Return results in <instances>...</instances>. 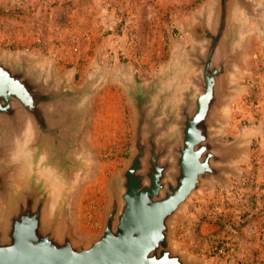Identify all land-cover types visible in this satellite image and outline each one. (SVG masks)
<instances>
[{"label":"rangeland","instance_id":"1","mask_svg":"<svg viewBox=\"0 0 264 264\" xmlns=\"http://www.w3.org/2000/svg\"><path fill=\"white\" fill-rule=\"evenodd\" d=\"M249 1L251 12L232 9V48L243 55L224 74L231 95L215 126V141L237 153L225 163L223 180L211 178L172 223L174 245L204 264H264V0ZM127 2L119 10L120 0H0V54L24 58L46 77L83 91L68 106L84 113L86 166L68 184L50 172L29 146L34 131L27 116L8 132L0 162L17 167L22 181L40 178L56 201L65 194L73 235L86 241L101 229L107 181L132 152L135 109L128 91L154 83L149 107L173 114L193 86L194 54L203 51L192 31L202 32L199 19L203 11L208 19L211 8L210 0Z\"/></svg>","mask_w":264,"mask_h":264},{"label":"water","instance_id":"2","mask_svg":"<svg viewBox=\"0 0 264 264\" xmlns=\"http://www.w3.org/2000/svg\"><path fill=\"white\" fill-rule=\"evenodd\" d=\"M236 5L251 12L249 0H213L208 19L203 11L202 32L192 31L204 41L192 61L197 73L173 114L162 116L158 106L149 107L154 83L128 91L135 109L132 152L107 181L108 202L94 239L73 235L65 194L56 201L40 178L22 181L17 167L0 162V264H204L174 245L172 223L211 178L223 180L225 163L237 153L234 145L215 141L217 110L231 95L223 77L243 55L232 48ZM82 93L39 73L24 58L0 54V158L8 132H17L27 116L34 154L70 183L86 166L80 155L84 113L68 106Z\"/></svg>","mask_w":264,"mask_h":264},{"label":"crops","instance_id":"3","mask_svg":"<svg viewBox=\"0 0 264 264\" xmlns=\"http://www.w3.org/2000/svg\"><path fill=\"white\" fill-rule=\"evenodd\" d=\"M128 0H120V2H121V5L119 6V10H124V9H126L129 5H128V2H127ZM213 4V0H210V5H212ZM198 7V6H197ZM124 11H122V13H123Z\"/></svg>","mask_w":264,"mask_h":264}]
</instances>
